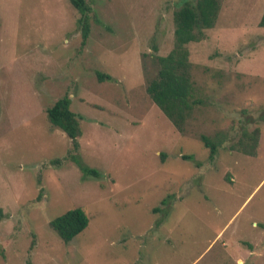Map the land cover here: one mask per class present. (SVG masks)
I'll list each match as a JSON object with an SVG mask.
<instances>
[{
	"label": "rangeland",
	"instance_id": "1",
	"mask_svg": "<svg viewBox=\"0 0 264 264\" xmlns=\"http://www.w3.org/2000/svg\"><path fill=\"white\" fill-rule=\"evenodd\" d=\"M183 1L86 0L83 46L71 0H0V264H264V0H222L189 46L200 103L182 134L147 84ZM65 95L99 178L48 119ZM256 128L255 157L231 150ZM202 135L225 140L214 161ZM78 208L90 223L66 244L50 222Z\"/></svg>",
	"mask_w": 264,
	"mask_h": 264
},
{
	"label": "trees",
	"instance_id": "2",
	"mask_svg": "<svg viewBox=\"0 0 264 264\" xmlns=\"http://www.w3.org/2000/svg\"><path fill=\"white\" fill-rule=\"evenodd\" d=\"M71 2L81 14L78 22L82 32V45L85 46L91 32L90 13L92 7L88 5L86 0H71ZM221 8L222 0H184L182 6L174 13L173 49L168 55L156 56L154 59L157 72L154 77L148 80L147 93L182 134L187 131L189 119L192 117L196 105L200 103V100L195 99V84L192 77L189 46L206 38L205 31L215 27ZM260 25L264 27V14ZM155 50L158 51L156 47ZM97 78L100 82L112 80L111 76L101 72L97 73ZM71 105L70 96H63L47 109L48 119L54 127L61 129L70 139L69 159L80 168L85 177L99 178L100 173L97 170L81 163L79 139L83 135L82 118L72 111ZM259 139V128L252 132L245 130L230 148L247 156L255 157ZM201 140L209 149V160L214 161L225 140L218 136L207 135H202ZM182 156L184 160L191 159L189 155ZM63 161L56 159L51 162V165H61ZM41 197L42 193L40 194ZM4 217L3 211L0 209V221ZM89 223L90 219L86 212L78 208L52 220L50 227L55 230L64 243L69 244L86 230Z\"/></svg>",
	"mask_w": 264,
	"mask_h": 264
}]
</instances>
